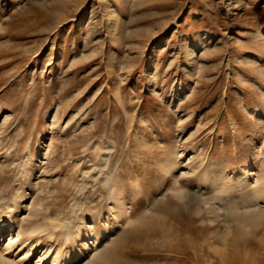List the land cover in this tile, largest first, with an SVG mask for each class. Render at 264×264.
Returning a JSON list of instances; mask_svg holds the SVG:
<instances>
[{"label":"rangeland","instance_id":"374dc122","mask_svg":"<svg viewBox=\"0 0 264 264\" xmlns=\"http://www.w3.org/2000/svg\"><path fill=\"white\" fill-rule=\"evenodd\" d=\"M256 1L0 0L9 261L264 264ZM80 221L92 235L52 225Z\"/></svg>","mask_w":264,"mask_h":264},{"label":"bare ground","instance_id":"6f19581e","mask_svg":"<svg viewBox=\"0 0 264 264\" xmlns=\"http://www.w3.org/2000/svg\"><path fill=\"white\" fill-rule=\"evenodd\" d=\"M109 145V144H108ZM111 145V144H110ZM107 152L109 150H111V146L110 147H107ZM107 158H108V154L106 153L105 155H103V157L101 158V161H103V163H106L107 161ZM204 173V172H203ZM113 178V176L109 173V172H103L101 174V177L99 179V186H106L107 183L109 181H111ZM184 180V179H183ZM183 185L186 186V184H180V186L183 187ZM187 188V187H186ZM175 190V189H174ZM251 193H257V194H260V193H263L264 190L260 187H254L253 189L250 190ZM184 193H188L189 195H193V194H197L196 191H193L192 189H186V191ZM120 198V195L118 197V199ZM190 198V197H189ZM117 199V200H118ZM201 199V198H200ZM209 199V198H208ZM203 200H207V199H203ZM212 200V199H211ZM121 201V200H120ZM122 203V202H121ZM120 204V203H119ZM211 209H213V207H210ZM4 209H7V210H4ZM2 211V210H1ZM14 212H15V207L12 208V209H8V208H3V212L4 215H5V221H8L10 215H14ZM247 217H249V215H242L241 219L244 218L246 219ZM242 222V221H241ZM83 221H80L78 224H70V225H67V224H56L55 222H52V225H53V228L56 227V226H61V227H65L67 230V234L68 232L73 228L74 230H76L78 236H82V235H92L93 232H92V229H90V227H87V228H84V225H83ZM2 227V226H1ZM94 239V238H93ZM96 239H94L93 241H90V242H87L85 243V247L88 248V246H90L91 244L95 243L96 245ZM9 248V245H7L5 248H3L4 250H7ZM9 250V249H8ZM3 250H0V264H14L13 262L9 261L5 256L4 254L5 253H2ZM115 251V248L112 247V248H107L105 250H101V251H98L92 260H90L88 263L89 264H96L95 261L97 260H103L104 262H106L107 264H112L111 260L112 259H121L120 257L121 256H117L116 252ZM79 252L80 250L77 252V253H74V256L73 258L77 257V255H79ZM66 259V260H65ZM69 259V254H67V252L65 253L64 255V260L63 261H60L59 258H58V255L57 253H55L53 256L51 255V264H65V262ZM11 260V259H10ZM19 264V263H18Z\"/></svg>","mask_w":264,"mask_h":264},{"label":"trees","instance_id":"16d2710c","mask_svg":"<svg viewBox=\"0 0 264 264\" xmlns=\"http://www.w3.org/2000/svg\"><path fill=\"white\" fill-rule=\"evenodd\" d=\"M262 1L257 0L254 5L253 9L257 15L258 21L261 25H264V7H261Z\"/></svg>","mask_w":264,"mask_h":264}]
</instances>
